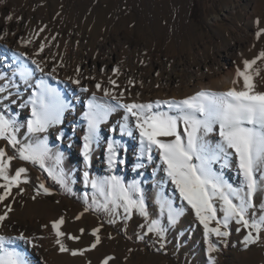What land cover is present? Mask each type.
<instances>
[{
  "label": "rangeland",
  "instance_id": "obj_1",
  "mask_svg": "<svg viewBox=\"0 0 264 264\" xmlns=\"http://www.w3.org/2000/svg\"><path fill=\"white\" fill-rule=\"evenodd\" d=\"M1 1L10 6L7 7V17H20L24 9L30 13L22 39L29 40L31 47L41 52L39 54H44L46 46H51L46 57L49 70L62 73L63 55L67 41L71 39L74 47L79 46L80 49L74 74L84 75L89 80L96 77V81L110 84L114 89L110 92L119 97L121 103L147 104L148 99L128 90L136 80L131 59L123 58L121 67L94 72L91 62L99 61L101 53L97 44L100 40L115 43L117 38L131 36L147 45V57L169 60L172 65L198 52L212 55L220 45H230L237 34L236 28H239L251 34V42L237 70L244 69L245 60L256 59L264 51V32H261L264 29V0ZM215 14L221 17L218 22L213 20ZM128 49L133 51L131 58H139L134 44L126 46L125 52ZM86 65H89V71L85 69ZM249 71L253 80L264 78V58L257 59ZM23 72L24 68H19L12 81L0 89V115L12 122L17 141L13 146L7 136L0 137V150L5 153L0 159L6 165L9 178L15 176L20 168L27 169L21 173L19 182L12 185L7 199L0 202V214L7 211L5 205L11 207L7 219L0 223V236L8 238L4 247L17 250L27 264H104L109 257V264H264V230L258 234L257 240L247 242L245 237L249 232L256 235L255 230L235 219L224 226L222 202L214 197L212 203L216 208V219L210 220L208 227L219 226L229 234L218 237L207 231L195 209L166 175V164L161 163L156 174L148 169L134 172L126 169L122 172L120 168L113 172V165L105 158L104 141L97 135L90 142L86 156L83 146L88 133L84 128L72 130L66 126L64 117L44 132H29L27 124L33 119V102H28L29 97L22 87H31L37 81V74L31 71L25 77ZM113 80L115 85L110 83ZM21 100L25 103H20ZM97 103L105 104L102 101ZM79 112V107H76L74 115ZM182 124L181 121L178 131L186 139ZM98 130L108 134L109 127L100 124ZM201 135L204 140H209L208 133L202 132ZM212 138L218 140L216 134ZM26 144L47 146L45 160L52 158L57 163L70 185V193H58L41 164L21 158L20 149ZM226 154L232 157L233 170L223 168L222 180L244 195L248 189L239 158L230 152ZM215 168L218 175L222 167L215 163ZM113 177L118 178L124 188L136 186L137 190H133L131 195L133 199L143 201L147 216L142 215L138 208L126 212L123 200L114 201ZM255 178L257 187L250 197L252 207L247 213L250 222L264 216V166L256 170ZM93 182H96V187H93ZM5 183L0 177V185ZM41 184L49 189L47 193ZM4 191L0 188V194ZM91 194L107 205L101 214L87 207ZM233 200L238 203V198ZM168 205L180 212L175 223L168 218ZM61 217L64 219L61 231L65 235L57 237L52 222ZM153 221L160 222L163 235L148 231ZM97 238L100 242L93 248ZM57 239L69 251L61 252ZM72 251L78 254L73 255Z\"/></svg>",
  "mask_w": 264,
  "mask_h": 264
},
{
  "label": "snow or ice",
  "instance_id": "obj_2",
  "mask_svg": "<svg viewBox=\"0 0 264 264\" xmlns=\"http://www.w3.org/2000/svg\"><path fill=\"white\" fill-rule=\"evenodd\" d=\"M8 19L10 20L11 16ZM261 32H264V29H261ZM259 35L260 33H257V36ZM260 58H264V51L256 59L245 60L244 69L237 70V77L243 78V87L240 90L235 87L224 92L202 90L181 101L156 102L157 105L167 104L169 109L175 108L176 115L169 114V112H154L152 104L121 103L119 97L105 89L104 95L114 100L115 104L89 102V111L85 113L88 121V135L85 137L84 146L85 155L87 156L90 142L97 137L99 125L107 120L117 107L125 109L131 117L135 118V125L140 131L141 140L147 142L148 149L150 150L152 146L160 149L163 161L167 165L169 177L179 188L181 195L195 209L196 215L204 224L205 229L215 233L218 237L229 234L227 231H222L219 226L208 227L209 221L216 219V208L212 203L213 198L216 197L223 205V225L227 226L230 220L235 219L254 229L256 235L249 232L245 237L247 242H254L259 238L258 234L261 230H264V216L251 222L247 218L248 209L252 207L250 197L257 187L255 172L259 167L264 166V91L255 90L253 74L249 70ZM32 63L36 64L38 71H43L35 60ZM22 75L27 77L30 73L25 69ZM74 83L79 84V80ZM110 83L115 85L116 82L113 80ZM96 88L100 89L101 85L97 83ZM68 107L66 102L56 96L54 90L45 86L37 100L34 101L33 119L28 121V131L32 133L46 131L50 125L61 121L62 115ZM124 119L127 120L128 116H125ZM181 121L187 135L186 140L178 131ZM215 125H219V135L223 138V142L216 148H212L201 133L212 132ZM10 129L13 133L11 135H9ZM122 130L124 129L122 128ZM14 132L12 122L0 115V137L7 136L13 146L17 142ZM129 134L131 133L129 132ZM159 137H174V139L164 140ZM111 147L109 145L110 149ZM226 149H234L239 157V167L243 172L248 189L244 195H241L238 189H233L231 185L225 184L222 178L212 171V161L219 159L220 153H225ZM47 153L46 145L33 147L26 144L20 149L22 159L38 162L42 166ZM4 155L3 150H0V157ZM10 159L11 157H9ZM194 161H198V163ZM26 171L27 169L20 168L15 176L9 178L6 165L0 159V177L6 181L5 184L0 185V188L5 189L4 194H0V202L7 199V196L11 194L12 185L18 183L21 173ZM61 182L63 183V181ZM96 186V182H93V187ZM111 186L114 201L123 200L126 212L132 208H138L142 215L147 216L143 201L133 199L131 195L133 190H137L135 185L132 188H124L119 179L113 177ZM40 187L46 193L49 191L43 184ZM234 197L238 198V203L234 202ZM5 207L7 211L0 214V223L7 219L8 212L11 211L10 206L5 205ZM167 214L168 218L175 223L180 212L168 205ZM63 223L62 217L52 222L57 237L65 235L61 231ZM148 231H156L160 235L164 233L159 221H153ZM7 239L5 236H0V264H27L17 250L4 247V242ZM71 239H78V237H71ZM99 242V238H97L92 247L95 248ZM56 244L59 245L61 252L69 251L60 239L56 240ZM72 254L77 255L78 252L72 251ZM110 259L111 257L106 259L104 264H109Z\"/></svg>",
  "mask_w": 264,
  "mask_h": 264
},
{
  "label": "bare ground",
  "instance_id": "obj_3",
  "mask_svg": "<svg viewBox=\"0 0 264 264\" xmlns=\"http://www.w3.org/2000/svg\"><path fill=\"white\" fill-rule=\"evenodd\" d=\"M7 7L10 6L6 1L0 2V89L12 81L19 68L27 69L28 72H35L37 81L31 87H22L23 92L29 97L28 102L34 104L44 87L47 86L49 89L54 90L58 98L69 105L62 115V118L66 119V126L76 131L84 128L87 134L88 121L85 113L89 111V102L102 101L115 104L114 100L104 95L105 89L109 91L114 89L110 84H104V81H96V77L94 80H89L84 75L76 76L74 74L80 49L79 46L74 47L71 39H68L63 55L62 73L49 70L46 57L50 54L51 46H46L44 54H39L41 52L33 49L29 40L22 39V34L27 29L26 23L30 18V13H27V10L24 9L20 17H12L9 20ZM219 18H221L220 15L215 14L213 20L218 22ZM236 30L237 34L233 36L231 44L220 45L214 49L212 55L207 56L202 52H198L194 56L190 55V57L183 58L172 65H170L171 61L169 60H161L153 56L147 57V53H145L147 52V45L140 43L138 39L131 36L117 38L115 43L100 40L97 49L101 56L99 61L92 60L91 67H93L95 73H102L106 70L121 67L123 58L125 60L131 59L134 64V71L131 70L134 72L136 80L128 88L130 93L137 92L143 97L145 96L148 99L147 104L153 105L152 111L154 112H169V114L176 115L177 110L175 108L169 109L167 104L157 105L156 102L181 101L196 95L202 90L224 92L232 87L237 88V90L242 89L243 78H238L235 72L246 56V49L251 42V34L242 32L239 28H236ZM133 44L136 46L135 51H137L139 58L134 56L131 58L130 54L133 51L128 49L129 51L125 52L126 50H124L126 46L130 47ZM83 45L84 42H82ZM139 45L142 47H138ZM39 57L40 61L38 60ZM33 60L43 69L42 72L37 70L36 64L32 63ZM88 67L89 65H86L85 69L88 70ZM51 71L55 72L51 73ZM76 80H79V84L74 83ZM253 82L256 91H264V78L253 80ZM97 83L101 85L100 89L96 88ZM20 103L24 104L25 101L21 100ZM76 107H79L80 112L75 116L74 109ZM125 116H128L127 120L124 119ZM101 124H106L109 127L108 134L98 130L97 135L104 141L106 147L105 158L108 163L113 165V172L120 168L122 172L126 169L131 170V172L144 169H148L154 174L158 172L159 165L164 163L160 149L156 146H152L150 150L148 149L147 142L141 140L140 131L135 125V118L131 117L125 109L117 107L116 111ZM215 134L218 136L216 141L212 138ZM208 135L210 137L207 143L212 148H216L217 145L223 142V138L219 135V125H215L214 130L209 132ZM183 138L185 139V137ZM160 139L170 140L174 137H161ZM109 145L112 146L111 149ZM227 152L238 157L234 149H226ZM88 161H90V158ZM195 162L198 163V161ZM215 163L222 167L218 173V176L222 179L224 177L223 168L233 170V160L230 154L220 153V158L212 161L211 167L214 173L217 170ZM39 176L43 177L41 173H39ZM169 178L176 186L172 178Z\"/></svg>",
  "mask_w": 264,
  "mask_h": 264
},
{
  "label": "trees",
  "instance_id": "obj_4",
  "mask_svg": "<svg viewBox=\"0 0 264 264\" xmlns=\"http://www.w3.org/2000/svg\"><path fill=\"white\" fill-rule=\"evenodd\" d=\"M44 170L49 178L52 185L56 188L58 193L66 194L70 193L69 187L66 178L60 173V169L55 161L52 160H45L44 165H40ZM51 173V174H50ZM63 181V183L61 182ZM87 207L99 214L102 213L104 210V203L95 199V196L91 194V201L87 203Z\"/></svg>",
  "mask_w": 264,
  "mask_h": 264
}]
</instances>
